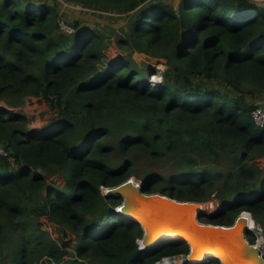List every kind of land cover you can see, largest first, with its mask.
Masks as SVG:
<instances>
[{
    "label": "trees",
    "instance_id": "1",
    "mask_svg": "<svg viewBox=\"0 0 264 264\" xmlns=\"http://www.w3.org/2000/svg\"><path fill=\"white\" fill-rule=\"evenodd\" d=\"M33 1L0 0V99L15 107L28 96L51 98L61 118L32 130L22 110L0 108L8 264H157L189 253L187 241L171 237L139 247L143 225L117 210L122 196L103 191L134 175L147 193L216 198L203 222L233 224L247 210L264 231V126L248 99V91L264 94L262 2L70 0L127 13L131 27L118 45L167 60L162 82L151 85L155 67L129 53L101 69L107 35L78 22L68 33L55 4Z\"/></svg>",
    "mask_w": 264,
    "mask_h": 264
},
{
    "label": "water",
    "instance_id": "2",
    "mask_svg": "<svg viewBox=\"0 0 264 264\" xmlns=\"http://www.w3.org/2000/svg\"><path fill=\"white\" fill-rule=\"evenodd\" d=\"M257 105L264 108V101ZM106 194L122 196L123 203L117 210L143 225V237L138 239L141 249L152 245L151 239L155 236V242L164 237H171L190 244L187 262H197L213 256L208 253L204 258L198 259V254L203 250L218 248L234 260L264 264L261 244L248 238V232L252 230L248 227V218L243 213L252 214L250 211L243 210L233 224L203 222L201 213L205 209L202 202L179 200L160 192L147 193L142 187V182L134 177L117 186L107 187ZM136 213L140 216H135ZM165 229H170L172 233H162ZM195 241H201L202 245L193 248L191 242ZM221 261L222 264H233L232 259L223 261L221 258Z\"/></svg>",
    "mask_w": 264,
    "mask_h": 264
},
{
    "label": "rangeland",
    "instance_id": "3",
    "mask_svg": "<svg viewBox=\"0 0 264 264\" xmlns=\"http://www.w3.org/2000/svg\"><path fill=\"white\" fill-rule=\"evenodd\" d=\"M47 3L55 4L58 7L60 20L64 19L63 22L65 25L72 26L73 23L78 22L84 27L90 29H99L101 30L106 37L107 47L105 50L106 56L105 61L100 64V68H104L105 65L112 61L115 58L122 57L129 53L132 54L133 59L141 66H148L156 68V74H152L149 78V82L154 79L157 81L158 77H162V71L168 67L167 60L164 57H157L149 55L145 52H140L138 50H125L118 45L119 36L124 35L127 31L130 30L131 25L127 22L128 17L127 13L117 12L114 10L104 9L101 5H84L81 2H71L70 0H43ZM259 2L260 0H253ZM262 3L264 1H261ZM39 10V9H37ZM76 30V29H75ZM146 73H142V76L145 77ZM207 83L211 86L220 88L222 90L228 91L232 94H235V91L230 90V88L225 85L223 80H214L210 79ZM151 84V83H150ZM246 87L253 91L251 85L246 84ZM248 99L253 103H260L264 101V94L258 92H249ZM2 107L9 108L12 110H22L28 117V127L29 129H43L57 121L60 117V109L57 105L53 104L51 98L48 99L43 96H28L26 97L25 102L19 106H11L6 100L0 99ZM260 167L264 168V156L257 159ZM56 176H51L55 178ZM135 180H138L137 176H132ZM107 187L103 188V191L106 193ZM205 210L215 211L218 206V200L216 198H211L207 202H202ZM206 206H208L206 208ZM253 216V215H252ZM42 221L45 222L47 228L52 229V224L47 222L46 218H42ZM258 227L252 229L254 233L253 242L256 243L262 238L261 247L264 253V231L262 225L257 222ZM54 235H58L57 231L53 229ZM251 240L252 238L248 236ZM252 241V240H251ZM8 252L0 250V264H8L7 260ZM188 254V253H187ZM187 264H195V262H189Z\"/></svg>",
    "mask_w": 264,
    "mask_h": 264
},
{
    "label": "built area",
    "instance_id": "4",
    "mask_svg": "<svg viewBox=\"0 0 264 264\" xmlns=\"http://www.w3.org/2000/svg\"><path fill=\"white\" fill-rule=\"evenodd\" d=\"M64 19L60 20V25L61 27L67 31L68 33H73L75 32V28L72 26H67L63 22ZM155 75V74H154ZM157 77V76H154ZM153 77V80L150 81L151 85H158L159 83L162 82L163 76L158 77V80L156 81ZM52 98H55L54 95H51ZM253 117L255 122L260 125L264 126V108L261 106H256L255 109L252 111ZM0 155H8V150L4 144L0 143ZM187 257L188 254L185 253H180V254H170V255H164L161 257V259L157 262V264H187Z\"/></svg>",
    "mask_w": 264,
    "mask_h": 264
},
{
    "label": "bare ground",
    "instance_id": "5",
    "mask_svg": "<svg viewBox=\"0 0 264 264\" xmlns=\"http://www.w3.org/2000/svg\"><path fill=\"white\" fill-rule=\"evenodd\" d=\"M203 207V206H202ZM120 211V210H118ZM247 211V210H246ZM121 212V211H120ZM122 213V212H121ZM124 214V213H123ZM244 216H246L248 218V227L252 230V229H255L256 227H258V224L257 222L254 220V216H252V214H250L249 212H244L243 213ZM135 216L139 217L140 215L138 213L135 214ZM159 232V230H158ZM162 233H167V234H171L172 231L170 229H165L163 230ZM158 235V234H157ZM157 237V236H155ZM154 237V238H155ZM153 238V237H152ZM151 239V241L153 242V244H155L156 242L154 241L155 239ZM155 242V243H154ZM158 242V241H157ZM262 242V238L259 239V243ZM152 244V245H153ZM193 248H199L201 245H202V242L201 241H195V242H191ZM204 251V252H203ZM202 252H200L198 255V259H202L204 258L205 254H212L213 256H218V257H221L223 261H226V260H231L233 261V264H250V263H246L244 260L242 259H238V260H234V258H232L230 255L228 254H225L223 253L220 249L218 248H208V250H203ZM208 258V257H206ZM205 258V259H206Z\"/></svg>",
    "mask_w": 264,
    "mask_h": 264
},
{
    "label": "crops",
    "instance_id": "6",
    "mask_svg": "<svg viewBox=\"0 0 264 264\" xmlns=\"http://www.w3.org/2000/svg\"><path fill=\"white\" fill-rule=\"evenodd\" d=\"M261 1H264V0H260L259 2H261ZM44 2H46V1H43V0H35V1H33V2H31V3H34L35 5H39V4H41V3H44ZM263 4H264V2H263ZM2 107V104L0 103V108Z\"/></svg>",
    "mask_w": 264,
    "mask_h": 264
}]
</instances>
